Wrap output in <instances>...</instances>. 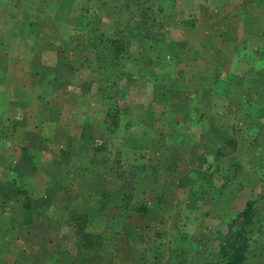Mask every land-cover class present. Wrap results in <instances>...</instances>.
Instances as JSON below:
<instances>
[{
	"label": "rangeland",
	"instance_id": "1",
	"mask_svg": "<svg viewBox=\"0 0 264 264\" xmlns=\"http://www.w3.org/2000/svg\"><path fill=\"white\" fill-rule=\"evenodd\" d=\"M80 3L0 0V264H194L189 237L219 235L264 193V0H155L156 75L126 87L110 136L91 125L104 116L86 94L92 53L74 50ZM132 171L125 217L106 221L105 195ZM256 209L245 264H264V197ZM75 212L98 249L79 245ZM217 245L201 247L207 264Z\"/></svg>",
	"mask_w": 264,
	"mask_h": 264
},
{
	"label": "trees",
	"instance_id": "2",
	"mask_svg": "<svg viewBox=\"0 0 264 264\" xmlns=\"http://www.w3.org/2000/svg\"><path fill=\"white\" fill-rule=\"evenodd\" d=\"M154 4L155 0H81L80 14L74 15L71 20L75 41H80L74 50L78 49L77 53L88 51L93 56L92 72L95 77L85 83L86 94L94 87L90 95L92 103L104 109L103 118L92 121L95 133L106 136L116 133L127 109H122L123 91L126 87V91L138 89L156 75L160 51L165 42V24L159 17L161 9L155 11ZM102 149L103 146L95 148L97 151ZM260 171L262 184L264 147ZM128 174L123 173L124 183L105 195L108 199L105 200L102 216L106 221L119 222L126 215L133 193L129 189L130 183L128 187L125 182L131 181L138 173L132 171ZM262 197L264 193L246 201L243 210L229 216L223 222L225 229L219 235L210 228H202L203 232L190 236L189 250L194 264H207L210 259L201 247L213 241L218 243L213 264H245L251 237L261 227L256 205ZM25 207L29 208L28 204ZM134 212L142 216L145 210L139 206L134 208ZM113 213L117 215L112 216ZM87 223L88 215L79 212H75L69 221L79 245L89 253L101 246V236L89 231ZM209 234L212 235L209 237Z\"/></svg>",
	"mask_w": 264,
	"mask_h": 264
}]
</instances>
